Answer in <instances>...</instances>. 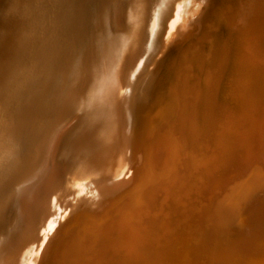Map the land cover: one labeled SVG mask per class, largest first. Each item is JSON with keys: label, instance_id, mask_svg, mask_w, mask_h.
<instances>
[{"label": "rangeland", "instance_id": "374dc122", "mask_svg": "<svg viewBox=\"0 0 264 264\" xmlns=\"http://www.w3.org/2000/svg\"><path fill=\"white\" fill-rule=\"evenodd\" d=\"M151 5L143 29L148 31L125 86L108 102L127 117V141L119 142L117 152L143 140L141 164L130 184H117L121 173L102 184L78 176L67 163L65 140L83 129L81 113L67 121L55 153L56 170L64 171L44 199L67 202L55 216L41 264H264V193L257 191L264 179V0H152ZM110 156L111 163L119 155ZM77 187L82 188L71 195Z\"/></svg>", "mask_w": 264, "mask_h": 264}, {"label": "bare ground", "instance_id": "6f19581e", "mask_svg": "<svg viewBox=\"0 0 264 264\" xmlns=\"http://www.w3.org/2000/svg\"><path fill=\"white\" fill-rule=\"evenodd\" d=\"M151 4L152 0H0V264H41L46 257L50 230L58 210L62 206L65 207L67 198L58 201L53 199L52 202L44 199L48 190H52L50 188L62 169L56 170L55 153L58 151L56 147L60 144L57 145V140L61 138V131L66 122L76 114L81 113L80 122L83 129L79 134L71 137L68 135L67 127V136L71 138L65 140L69 154L66 160L75 173L85 179L96 177L100 184L119 173L122 177L120 176L117 184H130L135 177L143 159V140H135L134 145L125 143L124 150L117 152L121 144L119 142L127 141L125 136L127 117L122 107H111L108 102L114 98L113 95L119 87L123 86L121 84L125 82V76L129 75L130 64L137 55L143 36L148 31L144 33L143 29L147 23L145 19H149L153 9ZM164 7L160 8L164 9ZM166 28L167 26L164 27ZM165 34L167 31L160 35L165 36ZM120 88L122 90L124 87ZM162 151L164 152V148ZM114 152L119 156L115 162L110 163V155ZM66 153L65 151L64 154L67 155ZM59 159L58 157V161ZM158 160L157 158L156 163L159 162ZM217 183L220 185L219 181ZM254 184L256 185L255 182ZM235 185L238 186L237 183ZM257 185L258 190L255 187V192L257 190L261 194V191L264 193V179ZM85 186L86 189L88 186ZM93 187L95 188V185ZM78 188L80 190L82 187L71 190L70 194L76 193ZM237 189L240 193L244 186L241 190ZM247 192L244 190V196ZM232 194L234 196V193ZM219 195L218 193L217 196ZM35 211L39 218L37 229L33 232L32 228L35 227L31 223L36 218L33 219L31 216L33 214L34 217ZM43 236H46V239ZM201 254L200 252L199 255Z\"/></svg>", "mask_w": 264, "mask_h": 264}]
</instances>
